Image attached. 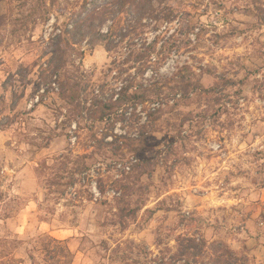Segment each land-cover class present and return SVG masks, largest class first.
I'll use <instances>...</instances> for the list:
<instances>
[{"label": "rangeland", "instance_id": "374dc122", "mask_svg": "<svg viewBox=\"0 0 264 264\" xmlns=\"http://www.w3.org/2000/svg\"><path fill=\"white\" fill-rule=\"evenodd\" d=\"M104 1L0 2V264H264V0H167L147 38L169 57L146 83L188 66L206 91L112 131L41 75L49 41ZM90 40L69 76L96 87L114 54ZM129 202L140 211L121 219Z\"/></svg>", "mask_w": 264, "mask_h": 264}, {"label": "trees", "instance_id": "16d2710c", "mask_svg": "<svg viewBox=\"0 0 264 264\" xmlns=\"http://www.w3.org/2000/svg\"><path fill=\"white\" fill-rule=\"evenodd\" d=\"M95 1L97 0H89V3ZM166 2L167 0H105L100 7L79 21L73 30L61 31L49 41L52 43L46 55H50V58L42 66L41 75L48 74L49 77L55 78L54 83L58 85L57 94L67 104H78L80 108L82 104H90L88 108L85 106L82 109H89L90 118H93L94 123L111 125V131L119 121H124L130 112L138 110L140 106H144V109L153 107L148 114L149 120L157 122L160 112L171 102V96H174V100L178 95L182 99H188L193 92H198V89L206 91L200 79L198 80V74L188 66L185 70L189 76L179 73L168 81L159 79L146 83L147 73L151 71L158 74L169 57L163 52L155 55L157 42L149 43L147 38L148 22L159 19L166 8ZM2 19L3 16H0V20ZM108 23L107 31L103 30ZM83 27L87 32L85 36L82 34ZM86 36L91 37V50L96 46H103L108 53L114 54L103 83L96 87L69 76L70 66H75V53L80 58L84 56V52L77 49V46ZM81 67L80 63L76 69L81 70ZM216 101L221 103L222 100L217 97ZM108 132L100 140L105 142ZM101 133H104V130ZM97 136L98 132L94 133L92 138L97 139ZM122 145L124 149L120 150L126 149L128 153L136 156L145 149V140L123 138ZM145 164L140 162L133 168L134 172L140 173L138 179L149 173V166ZM83 171L84 169L77 170L78 173ZM123 188L124 194L133 195L134 186L125 184ZM127 204L128 206L121 210V219L135 217L140 211L139 207L132 208L131 202ZM182 242L183 240L180 241L181 249ZM194 248L186 247L181 253H191Z\"/></svg>", "mask_w": 264, "mask_h": 264}]
</instances>
